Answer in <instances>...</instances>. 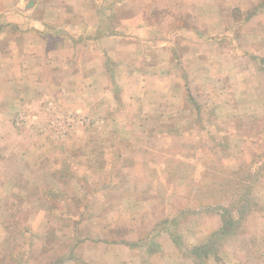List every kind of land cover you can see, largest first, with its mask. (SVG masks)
<instances>
[{
    "label": "crops",
    "instance_id": "1",
    "mask_svg": "<svg viewBox=\"0 0 264 264\" xmlns=\"http://www.w3.org/2000/svg\"><path fill=\"white\" fill-rule=\"evenodd\" d=\"M229 1L0 0V125L12 124L14 128V132H7L0 127V142L5 143L0 144V189L10 188L0 194V264H194L195 248L186 243L193 239V229L187 226L192 211L184 209L181 216L170 215L167 207L156 215L157 220L162 215L157 224L146 223V219L154 215L150 207L156 201L162 203L163 198L170 202L172 189L193 182L191 175L177 172L187 167L192 172L190 160L197 148H183L180 155L174 150L176 160L166 167L153 159V148L146 150L142 144H159L162 138L178 143L175 139L182 135L193 138V127L206 121L204 104L196 100L192 85L196 80L203 86L197 69L209 63L211 55L204 58L201 52L199 56L194 52L198 46L203 50L206 43L214 45L224 65L239 55L234 32L229 34L231 38L226 33L209 35L196 29L199 23L208 25L215 20V27L231 26L232 32L240 19L231 16L247 12L244 21L256 25L247 41L251 45L264 38V2L234 0L232 6ZM229 15L232 22L226 23ZM185 16L197 22L191 32L185 23H177ZM179 27L184 33H178ZM243 55L261 64L264 47ZM195 64L199 66L193 69ZM184 90L185 97L181 98ZM155 96L159 102L150 99V104H145V97ZM162 99L168 104H161ZM193 99L197 104L188 106ZM170 110L174 117L178 113L179 117L185 114L190 118V131L188 126L179 128V135L161 131L166 128L164 123L168 121L164 120ZM110 112H116V116ZM90 113H102L105 120ZM229 115L239 117L236 113ZM173 116L168 117L174 121ZM123 120L130 127L113 124L110 129L116 135L106 140L111 153L121 157L120 167L100 164L99 173L111 170L109 179L84 180L88 194L83 199L73 186L77 176L70 173V167L79 169L88 164L92 171L105 152L93 143L81 148L78 141L90 128L100 130L105 123L103 128L108 129L109 121ZM140 122L161 124L147 131L139 124L140 130H134ZM17 131L31 136L17 143ZM104 134L111 133L106 130ZM10 142L14 144L8 145ZM50 143L64 145L58 147L59 162L49 160L48 154L56 156V151L48 152ZM99 143L106 147L105 140ZM145 153L151 160L143 158ZM13 169L17 181L5 176V170ZM113 171L119 176L116 182L128 184H122L126 189L129 185L136 187L131 190L136 199L125 196L118 205L109 198L106 190L116 188L110 179ZM150 181L155 194L145 191L142 198L139 189ZM22 185L24 194L15 196ZM64 186L74 192L65 194L60 190ZM35 187L40 193L36 197ZM164 189L166 194L162 196ZM15 200L25 203L16 212H21L26 222L10 229L6 220L16 215L11 204Z\"/></svg>",
    "mask_w": 264,
    "mask_h": 264
},
{
    "label": "rangeland",
    "instance_id": "2",
    "mask_svg": "<svg viewBox=\"0 0 264 264\" xmlns=\"http://www.w3.org/2000/svg\"><path fill=\"white\" fill-rule=\"evenodd\" d=\"M235 2L236 1L232 0L229 1V4L233 6ZM241 2L243 3V0H241ZM262 2H264V0H260L257 4ZM225 8L230 9V5L225 6ZM251 12L250 10L248 13ZM246 13L235 14L231 16V18L235 16L234 18L240 19L241 24L246 18ZM178 20L180 21H177V23H185V27L189 29L190 32L197 24L192 17L188 16ZM224 20L228 23L230 21V15L228 19ZM258 20H260V18L257 19V21ZM230 22H232V20ZM244 22L241 25L236 24L234 27L235 30L232 32L231 26L229 27L230 29L227 25L225 28L215 27V20L209 21L208 25L205 23L201 25L199 23V27L196 28L202 29L203 33L209 35L217 36L226 33L229 38L232 37L229 34L234 32V37L239 40L235 44V49L239 52L237 59H230L231 61L225 65L223 63V57H218L220 53L216 54L214 45L206 43L203 45V50L200 49L202 48L201 46H198L200 50L196 49L194 51L199 54V56L202 52L204 58L207 57L206 54L211 55L210 62L203 65L200 69H197L199 70L203 86H198L200 82L196 80H194L195 83L192 85V91L196 94V100H201L204 104L202 108L203 119L206 121L209 119L211 120L209 122L204 121L202 124L199 123L194 126L193 132H191V134L194 135L193 138H185L184 135H182L179 139H175L178 143H174V140L169 141L162 138L163 141H159V144H148L154 141H147V144H142L145 145L144 148L146 150H148V148H153L156 152L153 155V159H155L156 162L164 163L166 167L176 160L177 155L173 153L174 150L178 151L180 155L183 148L191 145H195L197 148L196 153L190 160L192 172L189 171L188 167L183 171L177 172L180 175L185 174L186 176V173L191 175L193 182L189 181V184L184 182V184L172 189L173 195L170 198V202L163 200V198L161 200L162 203L156 201L154 206L150 207V212H153L154 215H148L146 219V223L149 221L157 224L159 220H162V215L158 220L156 215L162 212L163 209H167V207L170 215L176 213V215L180 214L181 216L184 209L189 212L192 211L193 215L189 217L190 220L187 226L193 229V239H191V242L186 243L190 244L192 249L208 246L211 252L206 256L202 255L203 252L200 250L197 252H195V249L194 251L192 250L193 259L196 262H194V264H264V62L261 61V64H263L262 67L257 61L249 59L247 55H243L244 53L247 54V52H254L258 50V48L263 49L264 38L257 39L254 44L250 45L247 41L248 36L254 34L256 25H254V21H252L251 24L248 22L246 23V21ZM177 29L178 33H184L183 30H179L183 29V27ZM247 49H249V51H247ZM196 66H199V64H195L193 69L196 68ZM193 74L198 79L196 71H194ZM96 93L102 94L100 92ZM185 94L186 90L183 91L180 97L184 98ZM67 95L70 94L68 93ZM88 98L89 94L87 93L86 101H88ZM150 99H155L154 102H159V98L156 96L155 98L145 97L144 102L146 105L150 104ZM101 100H103V98ZM168 102L169 101L165 99L161 100V104L163 105L166 103L168 104ZM194 104L197 103L193 99L190 100L188 106H193ZM108 107L110 110L112 109V106L109 104ZM189 108L190 107H188V109ZM104 110L106 111V107H104ZM198 111H200V109H198ZM111 113L116 116V112H110V114ZM231 113H236L239 117H231L229 115ZM87 114H89V112H87ZM173 114L174 111L168 112L164 120L168 121L164 123L166 128L161 131L179 135L181 132L179 128L184 129L187 126L189 128L190 126L188 124L191 120L187 115L185 116V114H183L182 117H179L178 113L176 117H174ZM90 115L105 120V118L102 117L105 115L102 113H97L95 115L90 113ZM217 115H219V118ZM168 116H173L172 118L175 120L172 121L171 117ZM109 124L110 126H107L108 129H106V127L103 128L105 123L100 130L90 128L83 134L81 137L82 139L77 143L81 148H87L88 145L92 146L93 143L99 150L105 152L104 155L101 154V162L96 163L94 170L90 171V166L88 164H86L85 168L80 167L79 169L74 166L70 167L71 164H68L70 173H74L77 176L74 182H72L74 183L73 186L77 191L79 190V194L83 199H86V195L88 194L84 180L88 178L94 181L109 179L111 170L99 173L100 171L97 169L100 164L102 166L114 165L120 167L121 157L111 153L112 149L108 148L110 144L106 140H108L107 138L112 139L113 136L116 135V132H112L113 129H110L113 124L125 127L126 129L130 127V124L126 122V120L120 121V123L109 121ZM139 124L145 125L146 127L141 130L147 131L156 124L160 126L161 123L149 122L148 124H144L140 122L134 125V130H140ZM11 125L12 124L6 123V125L1 124L0 127L2 131L14 132V128ZM202 128L205 129L202 130ZM190 129L191 128H189L188 131H190ZM92 130H98V133H96V131L90 132ZM106 130H109L111 134L105 135L104 133ZM17 133L18 139L15 141L17 143L20 139L26 137V135H30L20 131H17ZM102 140H105L106 147H100L102 144L99 142ZM116 141L117 140H114V142ZM0 144L5 143L0 142ZM11 144H14V142L8 143V145ZM168 144H171L170 146H173V148L171 149ZM49 146L51 148L48 149L50 150L48 152L56 151V156L48 154L49 160L52 161L54 158L53 162H55L64 145L50 143ZM66 146L69 145L66 144ZM164 146H168V149H164ZM58 147L61 148L59 149ZM186 153L188 154L189 152ZM43 158L46 163L49 162L46 156ZM143 158L151 160V156L146 155V153L143 155ZM179 158L182 159V156ZM16 172L15 169H13V172L5 170V176H11L12 179L17 181ZM112 174L114 175L110 176V179L111 182H113L112 186L115 184L116 188L106 190L109 198L116 202L118 201V205L121 199L126 198L125 196L136 199V195L132 192L136 187H134V185L130 187L129 185V189H126L124 186L128 184H123L122 181L116 182V179H119L117 171H113ZM80 186L81 188L78 189ZM150 187L151 181L147 186L144 185L139 189L141 191L139 195H143L145 191L149 194L153 192V189H156ZM161 188L162 187L157 188V191ZM21 189L22 191L20 193H14L15 196L24 194L26 190L25 186L22 185ZM60 190L65 192V194L69 191L74 192L72 188L69 189L65 186L60 188ZM3 191L8 193L10 188H1L0 194ZM33 191L36 193L34 197L40 195L38 187L33 188ZM128 191L130 192L128 193ZM153 194H155V192H153ZM161 194L165 196V189ZM240 194L244 197L245 201L239 203L237 201L234 203V196L238 198ZM142 198H145V195H143ZM83 202L84 201H82V203ZM11 204L13 205L12 207L16 215L10 220H6L7 228L9 227L12 229L16 225L23 226L26 219L22 216L21 212L16 211L20 210L22 206H25V203L23 204L15 200V202ZM134 206H136V202H134ZM222 207L227 209L236 207V209L228 213L222 210ZM143 209L146 210L147 208H142V210ZM179 219L180 218H178V220ZM19 242L22 243L23 239H20ZM4 246H7V244H4ZM210 246L212 247L210 248ZM189 251L190 249H187V252Z\"/></svg>",
    "mask_w": 264,
    "mask_h": 264
},
{
    "label": "trees",
    "instance_id": "3",
    "mask_svg": "<svg viewBox=\"0 0 264 264\" xmlns=\"http://www.w3.org/2000/svg\"><path fill=\"white\" fill-rule=\"evenodd\" d=\"M236 198V199H235ZM238 201V203L239 202H244L245 201V199H244V197H242L241 196V194H240V196L237 198V196H234V198H233V202L234 203H236ZM222 210H224V211H226V212H228V213H230V211L232 212L233 210H235L236 209V207H234V208H231V209H227V208H224V207H222L221 208ZM239 210V209H238ZM226 226V225H225ZM212 246H210V248H211ZM198 250H200V251H202L203 252V254L202 255H209L211 252H210V249H208V246H202V247H198V248H195V252H197ZM194 251V250H193ZM200 256V255H199Z\"/></svg>",
    "mask_w": 264,
    "mask_h": 264
},
{
    "label": "built area",
    "instance_id": "4",
    "mask_svg": "<svg viewBox=\"0 0 264 264\" xmlns=\"http://www.w3.org/2000/svg\"><path fill=\"white\" fill-rule=\"evenodd\" d=\"M22 120H23V119H20V120L18 121V124H21Z\"/></svg>",
    "mask_w": 264,
    "mask_h": 264
}]
</instances>
